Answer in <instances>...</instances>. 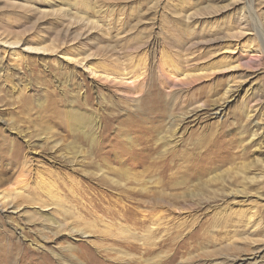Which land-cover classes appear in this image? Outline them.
<instances>
[{"label": "rangeland", "instance_id": "374dc122", "mask_svg": "<svg viewBox=\"0 0 264 264\" xmlns=\"http://www.w3.org/2000/svg\"><path fill=\"white\" fill-rule=\"evenodd\" d=\"M249 1L0 0V264H161L179 242L172 264H264V0L253 17ZM173 60L199 72L169 90ZM102 72L144 73L145 90ZM157 213L166 242L142 246Z\"/></svg>", "mask_w": 264, "mask_h": 264}, {"label": "bare ground", "instance_id": "6f19581e", "mask_svg": "<svg viewBox=\"0 0 264 264\" xmlns=\"http://www.w3.org/2000/svg\"><path fill=\"white\" fill-rule=\"evenodd\" d=\"M248 3L250 5L249 6V10H248V15L251 16V17H253V9L251 8L252 0H250ZM258 23H259V26L262 25V23L260 24V21H258ZM261 41H262V43H261L262 44V48L264 49V38L261 37ZM154 47H155V45L153 44V47L152 48L154 49ZM259 52L260 51L258 49V50H254V52H252V53H259ZM261 53H264V50ZM256 55H258V54H254V56H256ZM69 61H71V60H69ZM67 62H68V60H67ZM75 63H78L79 64L80 62L78 61V62H75ZM186 63H188V62H186ZM186 63L183 65V68H181L180 67L181 66L180 63L177 60L171 61L170 65H169V71H167L166 73L165 72L163 73V77L166 78V84H167L166 85V88L167 89L171 90L174 87H182V86H184L186 83H188V82H190V80H192V78L194 77L193 75L195 73L199 72V71H196V70L193 71V69L190 68V65L187 66ZM97 73L98 72H96L95 70H92L91 71V75L93 77H96ZM143 76H144V73H141L137 77L132 78L131 76H128V74H125L124 76L121 77V76H119L118 74H115V73H103L102 72L100 74V76H99V79L100 80L102 79L105 82H111V83L112 82H115V81L124 82L126 85H133V86L136 85V84H138L141 90H143V89L145 90V88H144L145 85H146L145 78L144 79L142 78L141 81L139 80V78H141ZM226 95H227V91L224 93V97H226ZM223 111H224V106L223 105L219 106L217 109L214 110V112L212 114L213 118L214 119H220V117L223 116ZM98 122H99V119L98 118H95V123H98ZM253 136H256V135H253ZM128 141L129 142H132L131 139H128ZM54 146H57V143ZM16 159H17V156H16ZM155 165H157L156 166L157 169L158 168L161 169V167H162L163 164H162V162H156ZM118 167H121V168L122 167H126V164L124 163V161H120L119 164H118ZM20 173H21V176H24L25 177L26 175H29L30 174V170H28L27 168L26 169L21 168ZM172 176L173 175H171L169 179L173 180L174 178H172ZM263 178H264V172L262 173V176H260V179L261 180ZM40 182L43 183V184H50L51 183L50 182V178H43V179L40 180ZM162 183H163V181H162ZM164 184H166V183L164 182ZM20 192L21 191H19V190L16 189V190H13L12 192H10L8 194H10V195L12 194L13 195L15 193L14 196H18ZM8 194H3L1 200H3L4 198L8 197L9 196ZM9 204L10 203L7 202L6 200H4V201H2L0 203V205H3V206H8ZM102 215L103 216L104 215L109 216V215H113V213L111 212V209H108V210H106V212H104V213L102 212ZM116 216H118L121 220H124V222L125 221L126 222H130L131 221V219H129L128 217L124 216L122 213H119V212L117 213L116 212ZM92 217H93V215H92ZM100 217H102V216H100ZM147 217L146 216H143L138 221L139 224H140V227L145 228V229H142L143 230V233L140 236V238L142 239V241H141L140 244L142 246H147L149 243L150 244L152 243V245L155 246V245H160L163 242H166V240H163V241L161 240V239L164 238L162 236L163 233L162 234H159L160 233V230H159V225L157 223H159L160 217L158 216V213L155 214V215H151V217H152L151 220L150 219H147ZM93 218H96V217L94 216ZM163 220H164V217H163ZM94 221H97V222L103 224L104 225V228H107V225H105L106 223H105V219L104 218H99V219L96 218V219H94ZM168 223H169V221H168ZM165 228L168 229L167 227H165ZM127 232L128 233H132V235H134V236L137 235V233H138V232H134V231L131 232L128 229H126V233ZM164 233L166 234V231H164ZM169 238H170V236H169ZM170 246H172V245H170ZM128 247L133 248V246L131 244H128ZM182 247H183V244L182 243H180V242L178 244L175 243L173 245V248L171 249L169 255L165 258V260L161 264H172L173 263L172 260H175L176 255L178 253H180V251L182 250ZM145 248H147V247H145ZM123 254H124L123 257H125V256L127 258L132 257V254H130L128 252H124Z\"/></svg>", "mask_w": 264, "mask_h": 264}]
</instances>
